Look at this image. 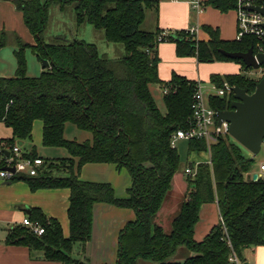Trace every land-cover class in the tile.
Returning <instances> with one entry per match:
<instances>
[{
	"label": "trees",
	"instance_id": "trees-1",
	"mask_svg": "<svg viewBox=\"0 0 264 264\" xmlns=\"http://www.w3.org/2000/svg\"><path fill=\"white\" fill-rule=\"evenodd\" d=\"M12 1L34 43H23L17 38L15 75L0 76V122L12 129V137L2 140L3 151L11 152L19 142L31 139L33 122L40 120L42 145L62 147L69 156L42 158L43 165L36 175L16 174L10 181L24 180L33 191L68 188L70 195L67 237L56 219L46 218L39 209L32 208L28 218L41 224L44 233L36 235L29 228L16 226L7 235L6 243L25 245L41 252L48 261L89 264L73 259L72 248L75 243L84 244L90 239L93 206L105 203L131 209L135 214V220L126 223L118 235L115 264H137L138 260L155 264H231L225 231L241 261L245 248L264 245V176L256 181L250 177L252 158L246 157L229 135L220 136L211 144L209 159L198 161L194 176L185 175V201L172 219L170 230L156 224L157 213L180 167V156L170 144L171 135L187 127L196 86V81L175 72L169 82L159 78L158 44L173 41L180 57L195 56L198 62L235 61L241 64L242 71H248L252 68L240 59L224 56L220 49L255 50V37L225 41L215 29L206 27L210 36L207 41L184 29L170 30L159 42L158 37L165 30L140 28L145 10L156 8L158 0ZM70 4L73 27L91 24L103 31L106 41L121 44L125 54L110 58L101 54L96 45L76 38L47 43L42 34L49 8L56 5L63 10ZM204 5L227 12L235 10L236 0H207ZM4 42L0 37V47ZM26 47L40 61L45 59L50 64L38 77L26 75ZM260 68L264 74V64ZM260 78H249L243 73L211 74L210 82L216 88L227 82L252 93ZM151 84L176 88L162 96L164 113L156 105ZM233 99L230 92L221 98L210 97L209 104L216 110H228ZM67 123L91 132L92 138L83 142L65 138ZM205 149L204 140L188 141L189 152ZM23 157L35 158L37 154L33 149L23 153ZM87 163H108L125 169L131 180L126 196L116 197L109 183L81 180L80 170ZM210 202L217 204L224 225L219 219L202 240L196 241L194 228L199 211ZM180 246L191 255L178 263L172 257Z\"/></svg>",
	"mask_w": 264,
	"mask_h": 264
},
{
	"label": "crops",
	"instance_id": "crops-1",
	"mask_svg": "<svg viewBox=\"0 0 264 264\" xmlns=\"http://www.w3.org/2000/svg\"><path fill=\"white\" fill-rule=\"evenodd\" d=\"M44 1L41 0V2ZM191 1L158 0L157 7L150 9L153 20L150 22L148 29L143 30L154 31L155 29H167L180 31L197 27V38L207 41L210 39V36L205 28L210 27L218 32L220 39L225 41L234 40L237 31V14L235 10L221 12L212 6L204 5L207 0H200L203 10L200 13H196L191 5ZM5 29L11 33L17 32V38L21 36L28 44L34 43L32 35L23 23L21 12L16 8L12 0L0 1V37L2 39H4ZM175 49V42H161L158 44L157 55L160 60L158 63L159 78L162 81L169 82L172 73L175 72L189 80L195 81L189 75V71H184L183 62L177 58L178 55ZM196 63L198 70L197 79L202 77L209 80L210 86H204L198 80L202 84L208 100L214 87L210 82L211 74L222 76L242 73L241 64L235 61H213L204 64H200L197 61ZM164 64L168 67L166 71L165 68L163 70ZM41 71H45L42 65ZM199 72L202 75L199 76ZM66 126L64 133L67 130ZM41 133L42 122L35 120L33 122L31 139L23 140L17 144L21 151L29 153L34 149L37 157L43 158L40 156L39 151H37V148L43 146ZM11 137L12 129L3 122H0V161H2V157L7 153L3 151L4 142L2 140ZM40 151L43 152V148ZM50 153L56 154L52 158L68 157L63 150H51ZM84 171H88L95 178L94 180L84 181L109 183L114 189L115 196L118 198L125 197L126 190L131 185L127 171L125 169H117L114 164L87 163L82 166L79 177H83ZM5 182H0V264H62L56 261L45 260L41 252L33 251L25 245L8 244L5 242V239L14 227L20 226V222L24 217H28L32 208L39 209L46 218L56 219L60 223L63 236L67 237L69 235V220L67 217L70 195L69 189L43 188L33 191L24 180L10 181V184H5ZM179 204V200L172 201L167 199L166 196L164 203L157 213L156 224L162 226L158 223V217L166 214L168 211L177 212L179 210ZM173 214H170V216ZM219 219L217 204L215 202L204 203L201 206L199 219L194 228V239L196 241L202 240L211 227L218 223ZM134 220L135 214L131 209L118 208L105 203L94 204L91 237L84 244L77 242L73 245L71 252L72 258L89 264H115L117 261L118 235L126 223ZM190 255V253L187 254L185 252L181 257H179L180 255L177 257L174 256L175 258L173 257L172 261L181 263ZM137 264L155 263L147 260H138ZM242 264H264V245L245 248Z\"/></svg>",
	"mask_w": 264,
	"mask_h": 264
},
{
	"label": "rangeland",
	"instance_id": "rangeland-1",
	"mask_svg": "<svg viewBox=\"0 0 264 264\" xmlns=\"http://www.w3.org/2000/svg\"><path fill=\"white\" fill-rule=\"evenodd\" d=\"M3 1V0H0ZM150 9L147 8L145 10V21L140 26L141 29H148L150 22L152 19V13L150 12ZM73 21H74V11H73V5H67L63 10H60L59 7L56 5H53L49 8V15L47 19L46 29L43 32V38L47 43H55L63 39H73L76 38L78 40H83L87 43H91L96 45L98 48V51L101 54H105L110 58H119L122 57L125 54V50L121 44L118 43H112L108 42L104 38L103 31L95 29L91 24H83L79 27H73ZM167 30V29H166ZM17 33V32H16ZM11 33L7 29L4 31V45L0 47V75L10 77L15 75L16 69H17V62L15 57V50L18 49V40H17V34ZM20 36V35H19ZM19 39L26 43V40L22 38L21 36ZM166 43L173 42V41H165ZM163 42V43H165ZM160 44V43H159ZM189 57V58H187ZM24 58L26 62V75L29 77H38L40 76L41 72V61L35 56V54L32 52L30 47H26L24 51ZM178 59L182 60L183 62V69L184 71H189V75L192 76L195 81H201L204 86H210L209 80L204 79L200 77V79H197V60L195 56H186V57H177ZM191 59V61H190ZM160 62V60H159ZM200 64L204 63H211V62H199ZM165 68L168 70V67H166V64L163 65V70ZM41 71V72H40ZM242 73L249 77V78H258L261 77L263 74V71L261 68L254 70L250 69L248 71L243 70ZM202 75L199 72V76ZM205 83V84H204ZM164 85L161 84H151L150 85V91L154 97V100L156 102V105L158 109L164 113L165 107L163 103V90ZM215 87V86H214ZM221 98V97H220ZM208 99V96H207ZM208 104V102H207ZM66 131L64 133L65 137L67 139H73L78 142H83L87 139H91L92 135L91 132L80 130L76 126H74L72 123L66 124ZM71 128V129H70ZM74 130V131H72ZM231 141L236 143L240 146L243 154L248 157L252 158V167L251 171L258 172L259 171V165L261 163H264V142L261 145L260 151L256 155H252L247 149H245L243 146H241L239 143H237L231 136H229ZM38 146H41L37 144ZM43 148V152L40 151ZM51 150H63L66 154V156H69V153L64 148H53V147H43L37 148V151H39V154L44 159H52L54 157L50 153ZM176 150L177 153L180 156V167L178 172L173 176L170 190L167 194V199H170L172 201H178L179 209L183 202L185 201V195L188 189V184L186 181V177L184 174V170L186 166H190L189 164H192L196 161H205L209 159V154L206 151L202 152H189L188 151V141L187 140H179L176 144ZM82 180H94V176L90 174L88 171H84L83 177H79ZM165 210V209H164ZM179 210L177 212L168 211L166 214L161 215L158 217V223H160L166 231L170 230V225L172 219L177 215ZM165 212V211H164ZM174 213V214H173ZM170 214H173L170 216ZM189 253L187 248L184 246L178 247L175 257L181 255H184V253ZM173 256V257H174ZM172 257V258H173ZM174 257V258H175Z\"/></svg>",
	"mask_w": 264,
	"mask_h": 264
},
{
	"label": "built area",
	"instance_id": "built-area-1",
	"mask_svg": "<svg viewBox=\"0 0 264 264\" xmlns=\"http://www.w3.org/2000/svg\"><path fill=\"white\" fill-rule=\"evenodd\" d=\"M191 5L196 13H200L203 10L200 0H192ZM250 6L264 7V0H236L235 11L237 14V31L234 39L241 40L244 36L255 37L256 49L254 50V54H256L263 51L264 17L259 11L249 9ZM188 32L197 38V27H191L188 29ZM170 33V30L163 31L159 35L158 41L161 42L162 38H165ZM174 88L173 85H166L163 87L162 93L167 94L169 90L175 91L176 88ZM230 92H232L231 86L227 82H224L221 88L213 87L210 97L220 98ZM226 135H229V123L222 121L219 124L217 110L209 104V100L203 90L202 84L197 81L192 95L191 115L187 120V127L173 132L170 139L171 147L175 148L179 140L189 141L200 139L206 142L205 151L209 154L211 144L216 142L218 137ZM23 153L24 152L21 151L19 145H16L8 155L2 157L1 160L3 166L0 168V182L10 181L16 174H26L29 176L37 174L38 169L43 165V159L40 157H23ZM198 163L199 162L197 161L193 166H186L184 174L191 177L194 176ZM11 168H13L14 171H12ZM254 173H257L259 178L264 176V163L259 165L258 172H251L250 177H252ZM220 222L223 224L221 218ZM20 225L29 228L36 235L44 233V227L38 222L31 221L28 217H24L21 220ZM225 234L227 244L230 248L229 262L231 264H242V261L239 259L230 244L226 231Z\"/></svg>",
	"mask_w": 264,
	"mask_h": 264
},
{
	"label": "water",
	"instance_id": "water-1",
	"mask_svg": "<svg viewBox=\"0 0 264 264\" xmlns=\"http://www.w3.org/2000/svg\"><path fill=\"white\" fill-rule=\"evenodd\" d=\"M249 9L259 11L264 17V7L250 6ZM262 43L263 51L256 54H254L252 47L245 52H229L224 49H220V52L228 58L242 60L247 68L257 70L264 64V40ZM41 65L43 68L50 66L45 59L41 61ZM231 89L234 98L230 104L231 108L217 110L218 122L219 124L222 121L228 122L229 136L252 155H256L264 142V74L255 83V89L252 93H248L247 88L238 86H233ZM8 154L9 152L5 155ZM11 169L14 171L13 168ZM258 178L257 173L252 175L254 181ZM10 183V181L5 182V184Z\"/></svg>",
	"mask_w": 264,
	"mask_h": 264
}]
</instances>
